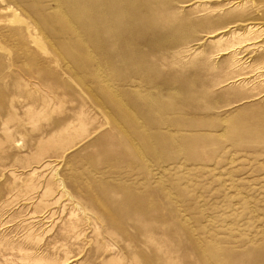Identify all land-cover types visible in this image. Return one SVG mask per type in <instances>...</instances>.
Returning a JSON list of instances; mask_svg holds the SVG:
<instances>
[{"label":"rangeland","instance_id":"obj_1","mask_svg":"<svg viewBox=\"0 0 264 264\" xmlns=\"http://www.w3.org/2000/svg\"><path fill=\"white\" fill-rule=\"evenodd\" d=\"M0 264H264V0H0Z\"/></svg>","mask_w":264,"mask_h":264}]
</instances>
